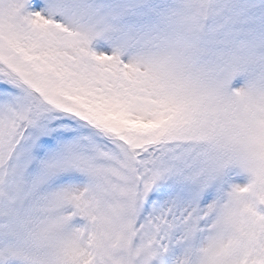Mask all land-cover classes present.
I'll list each match as a JSON object with an SVG mask.
<instances>
[{"label": "snow or ice", "instance_id": "obj_1", "mask_svg": "<svg viewBox=\"0 0 264 264\" xmlns=\"http://www.w3.org/2000/svg\"><path fill=\"white\" fill-rule=\"evenodd\" d=\"M0 264H264V0H0Z\"/></svg>", "mask_w": 264, "mask_h": 264}]
</instances>
